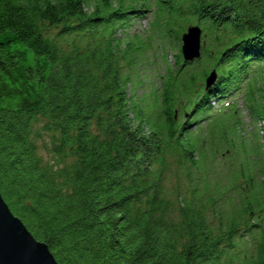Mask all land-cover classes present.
<instances>
[{"label":"trees","instance_id":"16d2710c","mask_svg":"<svg viewBox=\"0 0 264 264\" xmlns=\"http://www.w3.org/2000/svg\"><path fill=\"white\" fill-rule=\"evenodd\" d=\"M0 191L59 264H264V0H0Z\"/></svg>","mask_w":264,"mask_h":264},{"label":"water","instance_id":"95a60500","mask_svg":"<svg viewBox=\"0 0 264 264\" xmlns=\"http://www.w3.org/2000/svg\"><path fill=\"white\" fill-rule=\"evenodd\" d=\"M203 30L199 24L188 26L181 36L185 62L202 55ZM214 69L206 78V88L217 80ZM0 264H59L47 243L37 239L24 222L15 215L0 191Z\"/></svg>","mask_w":264,"mask_h":264},{"label":"rangeland","instance_id":"374dc122","mask_svg":"<svg viewBox=\"0 0 264 264\" xmlns=\"http://www.w3.org/2000/svg\"><path fill=\"white\" fill-rule=\"evenodd\" d=\"M153 20L154 18L152 17L151 13H146V16L144 18H141L139 21L135 22L134 28L137 27L141 31V33L147 37L150 32V25L152 24ZM190 25H194V23ZM147 47L148 48H146L145 50L146 58L143 67L141 71L137 72L135 82H132V85H128V90L129 93L136 91L137 95L146 93L148 98L152 99L153 94H155L156 92V88H160L161 86L162 76L166 74L167 66L169 64H173L175 61L176 50L174 49L173 43H171L169 40L163 41L158 36H154L152 40H149L147 43ZM202 57L203 51L201 57L194 61V63L199 64L198 69H202L204 65L200 62V59H202ZM235 101L238 103L239 108L242 111V121L246 125L247 129L252 132L257 131L259 123H257L258 125H256V123L253 121L244 97H241L239 95L237 97V100ZM214 105L216 107H219L218 103Z\"/></svg>","mask_w":264,"mask_h":264}]
</instances>
